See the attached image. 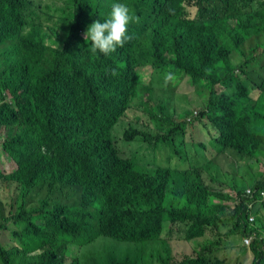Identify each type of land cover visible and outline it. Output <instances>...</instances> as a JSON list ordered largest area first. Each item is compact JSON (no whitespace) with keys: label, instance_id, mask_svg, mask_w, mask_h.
<instances>
[{"label":"trees","instance_id":"1","mask_svg":"<svg viewBox=\"0 0 264 264\" xmlns=\"http://www.w3.org/2000/svg\"><path fill=\"white\" fill-rule=\"evenodd\" d=\"M116 2L139 17L128 28L132 39L108 56L93 53L84 33L97 19L103 22ZM188 5L199 7L195 17ZM261 47L264 0H66L57 8L38 0H0V132L2 148L16 164L10 172L0 170V184L13 188L7 205L0 194V264H91L72 248L92 247L106 240L102 237L155 241L163 236L165 220L170 231L183 225L187 242L204 239L196 257L177 264H231L228 255L219 257L226 242L219 230L231 219L226 235L252 236L254 264H264V201L254 208L256 226L247 228L248 188L229 183L222 192L210 188L195 171L200 163L139 168L137 154L123 156L114 134L126 122V141L154 151L165 147L186 161L176 140L186 136L194 119H207L202 127L218 132L215 155L233 150L264 160ZM237 53L245 58L240 65L234 63ZM147 67L214 90L219 81L222 89L197 117L177 124L154 108L150 120L165 133L142 131L137 127L142 118L133 112L149 104V98L135 103ZM111 69L118 74L112 76ZM238 71L244 76H234ZM246 76L262 79L258 99L243 85ZM231 84L239 89L229 91ZM259 176L253 187L260 196L264 171ZM4 238L13 246L4 247ZM143 263L139 255L110 264Z\"/></svg>","mask_w":264,"mask_h":264},{"label":"rangeland","instance_id":"2","mask_svg":"<svg viewBox=\"0 0 264 264\" xmlns=\"http://www.w3.org/2000/svg\"><path fill=\"white\" fill-rule=\"evenodd\" d=\"M38 1L45 6L52 4L57 8L62 7L66 0ZM187 8L192 17H195L199 12L198 6L188 5ZM244 60L245 58L240 57L235 63L240 65ZM222 64L226 65L225 62ZM141 74L142 84L139 86L140 92L135 103L137 106H140L139 103L142 100L145 102V99L149 98V104L146 110H134L133 114L134 116H140L142 118V122L137 124L138 129L151 133H160L162 135L165 133L158 132V125L150 120V115L152 116L154 108L158 107V110L163 113L161 118L166 119L170 123L177 124L181 120H187L189 117L192 119L197 117L199 112L203 110L210 100L219 96L222 89V85L219 81L216 83L217 88L214 90L209 86L195 85L192 79H181L180 76H175L174 81L166 84L164 80L165 73L158 72V70L150 67L142 71ZM262 75L264 78V70ZM212 76L211 74L210 77ZM234 76H244V74L242 71H238ZM261 83L262 79H249L247 76L243 79V85L252 91L254 97L259 92L258 86ZM228 89L229 91L235 92L239 88L237 85L231 84ZM6 95L7 98L10 99V96L8 97V94ZM189 110L193 112L192 114L194 116L190 114L186 118L183 117V113ZM263 112L264 107L262 108V113ZM205 122H207V119H194L186 128V136L176 140L185 154L186 161L172 157L165 147L160 148L166 151H154L153 148L143 146V144L138 141H126L123 138L125 129L129 126L126 122L120 123L116 127L114 134L117 138L118 148L123 156L132 158L134 154H137V166L139 168L141 166H143L141 168H145L152 164H159L181 169L190 164L194 167L195 164L200 163L202 165L196 168V173H200L203 178L202 181L218 192L223 191L222 185L226 183L254 189L253 185L255 182H253V180L259 178V173L264 171V160L262 159L259 162L252 161L244 155L240 156L235 154L233 150H228L230 153H225V156L215 155L214 140L218 132L210 128L202 127V123ZM3 141L4 138L1 137L0 132V170L7 173L14 170L16 164L8 153L3 150ZM208 169L210 171H208ZM227 190L233 193V195H236V192L232 188H227ZM12 193L13 188L8 189L3 183L0 184V194L6 205L9 195ZM170 197L172 198L173 196L169 194L167 200H170ZM220 204L225 205L223 201H220ZM229 204L234 207L235 201H231ZM167 205L169 204L167 203ZM261 214L264 217V211H262ZM251 215L252 212L247 214L248 217ZM233 223L231 219L230 224L220 227L219 233L221 234V238H224L226 242L220 245L221 251L219 257L223 259L225 254L228 255L231 264H240L238 258L243 259V261H241L242 264H254L256 257L251 249L253 237L246 238L250 240V244H247L246 239L243 238L240 233L230 234L229 236L226 235L229 228L233 226ZM171 226L169 221L165 220L163 236L161 239L155 241L125 243L102 237V239L106 240H100L92 247H73L72 254L82 257L91 264H95V262L110 264L111 261L114 260L123 262L128 256L133 258L139 255L143 257V264H166L169 258L172 259L170 264H177L184 258L196 257V250L203 244L204 239L187 242L183 240L185 227L178 224L173 226L172 231H170ZM246 227L251 228L255 226L246 223ZM210 239L214 242L218 241L219 237H211ZM234 240L237 241L234 242ZM3 246L10 248L13 246V242L9 240V238H4ZM212 248L215 250V247ZM228 251H230V254H228Z\"/></svg>","mask_w":264,"mask_h":264},{"label":"clouds","instance_id":"3","mask_svg":"<svg viewBox=\"0 0 264 264\" xmlns=\"http://www.w3.org/2000/svg\"><path fill=\"white\" fill-rule=\"evenodd\" d=\"M139 17L130 9V7L121 2L113 3L108 16L101 22L97 19L88 26L84 33L85 41L91 42V51L101 53L105 56L115 52L118 47L122 48L132 39L128 28L131 23H138ZM56 41V37H54ZM57 44V43H56ZM57 47L58 44H57ZM118 73L111 69V75ZM175 75L168 71L164 74L165 83L174 81Z\"/></svg>","mask_w":264,"mask_h":264},{"label":"built area","instance_id":"4","mask_svg":"<svg viewBox=\"0 0 264 264\" xmlns=\"http://www.w3.org/2000/svg\"><path fill=\"white\" fill-rule=\"evenodd\" d=\"M254 189L250 188V189L247 190V194H248V196L250 197V199L252 201V204L250 205V210H249V212H252V215L249 216L248 223L252 224L253 226H256L257 213H256V209L254 210V208H255V206L257 204L263 203L264 199L261 198V196L264 197V189L260 191V196L257 194V190L256 189L254 190ZM256 236H258L257 233L254 235V237H256ZM263 237H264V233L261 236V238H263ZM246 243L250 244V240L246 239Z\"/></svg>","mask_w":264,"mask_h":264},{"label":"crops","instance_id":"5","mask_svg":"<svg viewBox=\"0 0 264 264\" xmlns=\"http://www.w3.org/2000/svg\"><path fill=\"white\" fill-rule=\"evenodd\" d=\"M239 52H241V50L239 51ZM263 52V47H261L260 49H259V53H262ZM235 55H237L236 56V58L234 59V63H235V61L236 60H238V59H240V57H243L242 55H238V53L237 54H235ZM244 58V57H243ZM261 60H262V66H263V68L260 70V72H261V74L263 73V70H264V55H262L261 56ZM236 64V63H235ZM148 68V67H147ZM147 68H144V69H142L143 71H145V70H147ZM260 95H261V93L260 92H258L257 94H256V96H255V99H258L259 97H260Z\"/></svg>","mask_w":264,"mask_h":264}]
</instances>
